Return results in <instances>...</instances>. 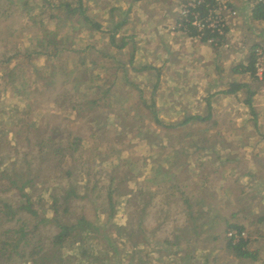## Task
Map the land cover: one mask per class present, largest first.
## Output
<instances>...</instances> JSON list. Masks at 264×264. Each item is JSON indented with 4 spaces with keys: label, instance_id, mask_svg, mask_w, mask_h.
Here are the masks:
<instances>
[{
    "label": "rangeland",
    "instance_id": "obj_1",
    "mask_svg": "<svg viewBox=\"0 0 264 264\" xmlns=\"http://www.w3.org/2000/svg\"><path fill=\"white\" fill-rule=\"evenodd\" d=\"M48 3L0 0V242L3 231L22 222L36 231L37 241L47 242L56 229L53 200L71 186L78 198L69 216L59 220L85 217L105 232L85 242L89 255L82 264H264L259 129L241 120L236 103L215 111L214 122L179 125L208 112L165 98V60H147L156 51L144 23L119 10L109 15L101 0H83L86 14L102 25L94 31L82 17L67 15L64 4L74 7L75 0ZM52 7L59 8L53 15L60 18L51 17ZM118 22L124 23L116 31L123 50L110 44ZM257 38L254 47L264 50L262 34ZM255 48L248 50L249 58ZM142 66L148 69L139 71ZM263 93L253 99L257 110H264ZM246 115L253 117L249 110ZM76 140L79 151L67 155V163L43 157L60 145L72 151ZM39 151L47 163L28 174ZM247 154L252 159L244 166L261 169L254 177L242 176L247 169L240 159ZM7 176L31 178L24 193L49 222L40 223L21 208L25 199L7 184ZM231 225L242 227L247 238L251 233L256 261L237 260L224 250ZM78 240L47 249L43 264H78ZM33 260L15 256L0 264H41Z\"/></svg>",
    "mask_w": 264,
    "mask_h": 264
},
{
    "label": "crops",
    "instance_id": "obj_2",
    "mask_svg": "<svg viewBox=\"0 0 264 264\" xmlns=\"http://www.w3.org/2000/svg\"><path fill=\"white\" fill-rule=\"evenodd\" d=\"M229 1L239 12V18L232 20L230 25L229 37L233 47L230 51H224L214 49L206 42L197 39L192 29L187 32L182 30L179 33L169 32V25L176 22L177 17L173 16H177L181 0H101L109 15L112 11L118 12L117 10L122 14L130 15L148 28L147 40L154 37L153 47L156 54L148 52L147 54L151 55L147 60H165V81L168 82L165 83V98L173 96V99L176 97L181 103L188 102V106H193L190 110L194 112L210 110L213 122L217 120L213 118L215 111L218 113L228 111V104L232 107L236 103L238 112L242 111L241 120L252 122L254 127L259 129L261 143L264 144V110H257V100L253 101L255 110L251 121L246 115L250 109L245 104L248 91L254 93L253 99L264 92V86H260L264 82L256 79L255 76L254 79L250 72L243 71L251 63L250 60L253 62V52L249 58L248 50L257 45L259 40L257 36L262 34L261 40H264V23L253 18V7L249 1ZM139 60L146 59L139 58ZM237 85L246 87L237 88L235 92L230 91L231 87ZM160 86L162 88V85ZM194 115L205 117L201 113ZM234 119L232 124L237 127L235 124L237 121ZM231 156L233 159L236 155ZM251 159L249 154L240 159L243 167L247 169L243 172L244 177H254V171L261 170L258 165L250 167L247 163L244 166L245 162ZM259 160L264 162V158Z\"/></svg>",
    "mask_w": 264,
    "mask_h": 264
},
{
    "label": "trees",
    "instance_id": "obj_3",
    "mask_svg": "<svg viewBox=\"0 0 264 264\" xmlns=\"http://www.w3.org/2000/svg\"><path fill=\"white\" fill-rule=\"evenodd\" d=\"M45 3L48 5V0H45ZM62 5L59 7L61 8ZM232 6V4H231ZM65 10L67 12V15H71L72 17L78 16L82 17L83 21L88 25L89 28H91L94 31H101L102 25L98 22L93 21L87 14H86V8L83 7V0H75V6L71 7L68 4H64ZM58 7H52L51 8V14L52 18H60L57 16V14L53 15L55 11H58ZM252 16L255 20L261 21L264 23V5L257 4L252 9ZM124 23H118L114 26V30L110 34V44L112 46H115L119 49H122L125 47V45L118 44L116 39V31H118ZM190 30V29H189ZM123 41V38L121 39ZM250 64L243 69L244 72H250V74L254 77V67L253 62L250 60ZM61 67V66H60ZM55 70H61L56 69ZM148 67L142 66L139 71L147 70ZM257 79V78H256ZM244 85H237L231 87L232 92H235L237 88L239 89ZM246 87V86H244ZM254 93L253 92H247L245 104L249 107L251 114H254V102H253ZM153 105L149 106L150 112L153 116L156 115L155 111H153ZM209 109V108H208ZM211 121V112L208 110V113L205 117H201L198 115L194 116H188L186 117L179 125L185 126L187 123L196 122V123H204ZM29 125L26 123L25 128H23L26 133H29L28 130ZM28 144L26 145V148L30 147L31 141L29 142V139H27ZM80 140H76L72 143V145H75V148L70 150V148L67 146L66 148L62 147V145L58 146L51 152L49 155L45 156H54L57 157V163L58 165L65 162L67 155H70V157H73L74 153L79 151L80 147ZM68 150V152H66ZM68 153V154H67ZM41 151L38 152V160H33L28 163V174H30L31 170H33L34 165L37 167L38 171L44 169L46 165V160L42 157L40 158ZM35 161V163H33ZM67 175H69V171L66 172ZM8 177V176H7ZM24 178V180H23ZM14 176V177H8L7 178V184L11 186H15V189L19 192V197H22L25 199V204L21 206L25 211H27V214L32 216L36 221H41L40 223L49 222L48 220H45L44 218H40V216L37 214L36 210H33L30 203L31 198L28 194L24 193V190L27 189L30 186L31 178H27L23 176ZM17 186V187H16ZM112 190H108L109 195V206L111 210L115 209L114 202L112 200ZM78 198L77 191L70 186L68 191H65V193L61 197H55L53 200V208L55 212V219L54 224L56 225L55 233L51 235L47 242L43 243L41 241L36 240L35 233L36 231L29 232L27 229V226L25 222H22L23 224H18L19 228H10L7 231H3V239L0 242V259L6 262H12L15 258H22V259H34L33 263H36L39 261L41 264L44 263L46 256V251L53 250L56 247L61 246L63 247L64 243L68 242L72 239V237L78 236V245L79 250L77 251L79 258V263L82 264V261L89 255L87 248L85 245L89 239H92L95 236H101L105 234L104 229L102 226L98 225L97 222L91 221L85 217H81L76 220H72L68 223L62 222L59 219L64 217L65 215L69 216L70 208H72L73 204L76 202ZM186 207L190 210L191 205L190 202L186 199L185 200ZM51 221V220H50ZM39 226L34 228L33 230H38ZM242 227L237 225H231L230 230H235L238 233L242 232ZM28 231V232H27ZM251 236V233L249 232V236L247 239L239 238L238 241H234L231 238H228L225 242V249L231 256L236 258L240 261L245 260H251L256 261L258 258L257 251L254 249L249 248L250 240L249 237ZM178 250H176L177 252ZM48 254V253H47ZM38 260H37V259ZM36 259V260H35Z\"/></svg>",
    "mask_w": 264,
    "mask_h": 264
},
{
    "label": "built area",
    "instance_id": "obj_4",
    "mask_svg": "<svg viewBox=\"0 0 264 264\" xmlns=\"http://www.w3.org/2000/svg\"><path fill=\"white\" fill-rule=\"evenodd\" d=\"M254 7L264 5V0H246ZM239 18V12L231 6L229 0H181L176 22L170 27L171 33L195 31V37L214 49L230 51L232 49L231 33L232 20ZM254 76L258 80L264 78V50H253ZM228 237L235 242L239 238L247 239L245 231L238 233L235 230L228 232Z\"/></svg>",
    "mask_w": 264,
    "mask_h": 264
}]
</instances>
